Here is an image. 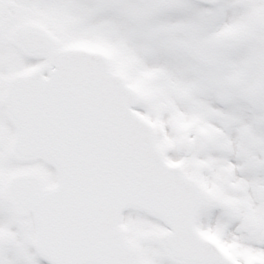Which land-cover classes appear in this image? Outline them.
Returning <instances> with one entry per match:
<instances>
[{
    "label": "snow or ice",
    "instance_id": "1",
    "mask_svg": "<svg viewBox=\"0 0 264 264\" xmlns=\"http://www.w3.org/2000/svg\"><path fill=\"white\" fill-rule=\"evenodd\" d=\"M0 264H264V0H0Z\"/></svg>",
    "mask_w": 264,
    "mask_h": 264
}]
</instances>
